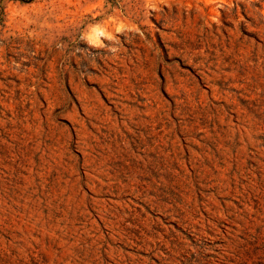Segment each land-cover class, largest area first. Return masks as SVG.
I'll use <instances>...</instances> for the list:
<instances>
[{
	"label": "rangeland",
	"instance_id": "374dc122",
	"mask_svg": "<svg viewBox=\"0 0 264 264\" xmlns=\"http://www.w3.org/2000/svg\"><path fill=\"white\" fill-rule=\"evenodd\" d=\"M0 264H264V0H0Z\"/></svg>",
	"mask_w": 264,
	"mask_h": 264
}]
</instances>
